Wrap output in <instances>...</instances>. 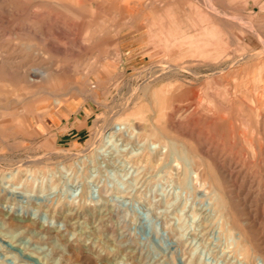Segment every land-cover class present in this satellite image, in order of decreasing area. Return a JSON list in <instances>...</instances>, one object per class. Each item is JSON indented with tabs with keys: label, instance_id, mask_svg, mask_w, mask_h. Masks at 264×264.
Wrapping results in <instances>:
<instances>
[{
	"label": "rangeland",
	"instance_id": "1",
	"mask_svg": "<svg viewBox=\"0 0 264 264\" xmlns=\"http://www.w3.org/2000/svg\"><path fill=\"white\" fill-rule=\"evenodd\" d=\"M262 262L264 0H0V264Z\"/></svg>",
	"mask_w": 264,
	"mask_h": 264
},
{
	"label": "bare ground",
	"instance_id": "2",
	"mask_svg": "<svg viewBox=\"0 0 264 264\" xmlns=\"http://www.w3.org/2000/svg\"><path fill=\"white\" fill-rule=\"evenodd\" d=\"M243 59V58H242ZM170 69H171V67H169ZM168 70V69H167ZM175 71V70H174ZM177 71H178V69H177ZM190 73V72H189ZM162 74V73H161ZM159 93V92H158ZM176 94V93H175ZM162 95V94H161ZM152 96H154V97H157V92H153V94H152ZM157 100V99H156ZM106 126V125H105ZM110 129V127H103V130L105 131V130H109ZM119 130H113V132H112V134H110V135H114V134H116L117 132H118ZM27 228V227H26ZM262 264H264L263 262H262Z\"/></svg>",
	"mask_w": 264,
	"mask_h": 264
},
{
	"label": "crops",
	"instance_id": "3",
	"mask_svg": "<svg viewBox=\"0 0 264 264\" xmlns=\"http://www.w3.org/2000/svg\"><path fill=\"white\" fill-rule=\"evenodd\" d=\"M83 130H85L84 127H82L81 129L77 130V131L71 136V138H74L75 141H77L78 139L81 138V137H80V134L82 133ZM57 140H59V139L57 138Z\"/></svg>",
	"mask_w": 264,
	"mask_h": 264
}]
</instances>
